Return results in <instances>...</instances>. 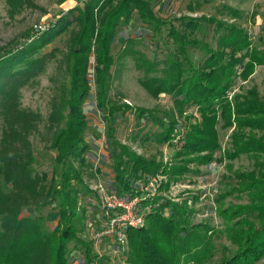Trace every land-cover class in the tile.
<instances>
[{
	"label": "trees",
	"instance_id": "obj_1",
	"mask_svg": "<svg viewBox=\"0 0 264 264\" xmlns=\"http://www.w3.org/2000/svg\"><path fill=\"white\" fill-rule=\"evenodd\" d=\"M65 12L56 25L34 35L19 48L0 56V116L8 121L0 143V264H71L70 244L81 243L85 257L81 264L100 259L80 233L86 223L80 191H92L84 181L83 168L88 143L84 103L89 96L88 71L91 55L95 60L96 105L108 125L113 147L115 183L122 196L142 197L140 206H149L141 227L127 231L126 261L129 264H255L264 257V101L256 98L242 103L239 94L230 92L239 76L264 64V47L253 45L251 33L236 19L239 9L223 4L217 15H181L168 22L156 15L153 0H84ZM193 7H191V10ZM136 12L141 21L159 36L167 34L175 45L166 57L150 58L136 49L135 38H128L119 57L133 56L143 76L141 85L154 97L170 94L173 107L160 118L162 130L144 139L177 145L176 164L146 158L114 136L113 122L127 111L142 117L155 114L129 104H118L109 96L111 68L116 62L111 48L121 24L128 25ZM229 15L228 19L226 16ZM69 49L70 81L66 93L50 113L54 127L50 147L56 151L53 173H38L34 167L32 144L27 140L36 128L35 116L20 109L17 75L34 70L35 54L57 34L73 23ZM157 48L160 46L158 43ZM194 51H198L194 55ZM25 65L24 71L18 69ZM160 64L163 67L160 68ZM196 106L195 112L189 108ZM169 118V122L165 120ZM236 125L233 149L229 156L241 153L254 156V167L236 174V186L217 199L218 214L224 228L206 222H191L187 202L176 203L163 195L144 197L140 184L164 175L160 187L180 180L191 162L210 163L221 147L218 124ZM249 131L242 133L245 128ZM176 140V142H175ZM178 143V144H177ZM246 193L248 203L225 205L230 195ZM55 203L59 209L57 225L48 231L43 216H22L25 207ZM168 209V214L163 209ZM137 212L140 208L137 206ZM106 219V216H104ZM225 233L233 247L223 245V254L214 261L218 250L215 239Z\"/></svg>",
	"mask_w": 264,
	"mask_h": 264
},
{
	"label": "rangeland",
	"instance_id": "obj_2",
	"mask_svg": "<svg viewBox=\"0 0 264 264\" xmlns=\"http://www.w3.org/2000/svg\"><path fill=\"white\" fill-rule=\"evenodd\" d=\"M83 1L0 0V56L10 49L21 47L34 35L53 27L63 18L65 12L79 3L83 5ZM223 4H229L241 11L242 16L236 21L251 33L253 45L264 47V0H153L156 15L175 23L181 15H217L221 18L223 13L219 9ZM226 17L230 18L229 15ZM168 26L163 27L159 36L154 35L136 12L128 25L118 26L111 48L116 62L111 68L109 96L118 104H129L155 113L142 117L138 116L137 111L121 114L117 121L113 122L116 140L146 158L177 165L178 160L174 156L178 149L177 145L144 139L146 134L162 130L160 118L173 107V97L168 93L158 97L152 96L139 81L143 71L137 68L133 56L119 57L127 39L135 38L136 49L150 58L155 56L160 60L163 59L168 51L175 49L172 39L166 36ZM77 30L78 23L75 22L67 30L57 34L34 55L37 60L34 70L29 74L22 72L21 75H17L21 82L18 88L19 107L27 111L26 113L33 114L36 119V128L30 130L27 136L36 160L33 165L38 173L45 172L48 179L52 176L56 155V151L50 147L55 129L51 126L49 117L54 105L59 103L69 86L68 54L72 35ZM158 43L160 46L157 48ZM197 52L194 51V55ZM161 67L163 64H160ZM24 68L25 65L22 64L18 69L24 71ZM88 80L91 88L83 106L87 119L85 139L88 143L84 155L86 165L83 168V177L92 191L87 192L86 189L80 191L82 206L86 209V223L80 236L91 244L100 257L92 264H129L126 261L125 252L128 247L125 243L120 244L112 236L95 238V230L106 224L104 218L106 213L102 208L101 197L111 193L122 194L115 183L114 163L110 154L113 145L108 138V125L102 111L96 105L93 54ZM230 94L231 97L239 94L242 103L256 98L264 101V64H257L252 72L239 76ZM189 111L199 116L196 106H191ZM165 120L169 122L168 117H165ZM222 124V121L218 124L221 147L214 152L216 159L205 164L189 163L180 180L170 182L167 187L158 186L156 190V194L172 199L176 203L182 204L186 201L189 209L192 210L191 222H206L219 230L224 228L225 223L218 214V197L236 186L237 173L249 171L254 167V156L251 154L229 156L233 149V131L236 125L224 127ZM7 128H9L8 121L0 116V143ZM246 131H249L248 127L242 133ZM155 179L158 183L167 181L164 175H157ZM142 183L145 185L146 181ZM144 197L149 198L148 195ZM224 203L226 206L246 204L248 196L246 193L235 192L228 195ZM137 206L142 215L150 209L149 206H140V202ZM163 212L168 214V209H163ZM22 216H43L46 230L51 231L58 223L59 209L55 203L45 206L30 205L24 208ZM215 242L218 250L213 258L214 261L223 254L221 248L223 245L233 247L225 233L219 234ZM69 247L71 264H81L85 257L84 247L76 242H72ZM255 264H264V257Z\"/></svg>",
	"mask_w": 264,
	"mask_h": 264
},
{
	"label": "built area",
	"instance_id": "obj_3",
	"mask_svg": "<svg viewBox=\"0 0 264 264\" xmlns=\"http://www.w3.org/2000/svg\"><path fill=\"white\" fill-rule=\"evenodd\" d=\"M155 177L146 180V184L141 182L140 189L149 197L156 194L157 187L160 183ZM154 179V180H153ZM156 181V183H154ZM142 197L135 196L126 198L114 193L106 194L101 197L102 208L106 213L105 223L102 227L95 230V238H109L112 236L120 244H126V231L130 227H141L144 224L143 215L137 212V205Z\"/></svg>",
	"mask_w": 264,
	"mask_h": 264
}]
</instances>
